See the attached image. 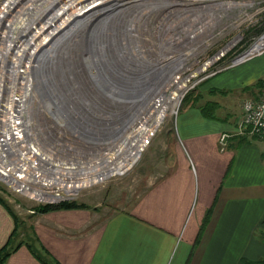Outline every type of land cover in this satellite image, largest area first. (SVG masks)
<instances>
[{"label": "crops", "instance_id": "0c3cea01", "mask_svg": "<svg viewBox=\"0 0 264 264\" xmlns=\"http://www.w3.org/2000/svg\"><path fill=\"white\" fill-rule=\"evenodd\" d=\"M263 87L264 52L203 81L186 104L196 112L192 123L176 126L174 134L164 129L158 180L113 197L112 204L121 208L86 203L32 212L26 222H17L0 203V249L18 233V246L0 264H248L263 259L264 137L235 135L225 150L218 145L221 132L236 128L242 101L257 99ZM206 107L211 113H204ZM192 202L197 213L185 224Z\"/></svg>", "mask_w": 264, "mask_h": 264}, {"label": "built area", "instance_id": "2783aa9c", "mask_svg": "<svg viewBox=\"0 0 264 264\" xmlns=\"http://www.w3.org/2000/svg\"><path fill=\"white\" fill-rule=\"evenodd\" d=\"M62 1L64 0L53 5L51 3V7L56 8ZM70 1H75L71 12L79 11L81 14L76 17L74 22L85 17L90 18L92 15L88 14L92 12H98V14L91 19V22L96 21L97 18L101 21L108 15L116 13L129 15L131 4L134 2V0ZM110 4L114 6H110ZM162 7L167 8L166 12L172 16L168 27L165 30L161 29L157 26L159 22L151 19L152 27L150 31H147L144 39L140 37L143 34L138 35L139 40L135 44V49L138 50L132 49L133 52L128 55L131 56L130 60L140 61L137 66H134L135 69L141 71V66H144L143 76L154 79L152 82L154 88L156 85L157 88L136 113L133 123L125 130L121 138L122 145L119 147L120 157L118 154L110 155V160L116 161L117 171L106 177L99 176L97 181L88 186L77 188L74 193L72 190L65 191L64 186L69 189L76 182L64 180L57 187L48 186L46 188L45 184L48 180L40 181L39 173L33 171H29V174L35 179L33 181L26 180L23 172L26 168H37L41 163L46 169L47 165L57 163V155L72 157L60 160L62 162H88L90 166H96L97 160L92 162L90 160L99 153L97 152L99 143L82 142L78 137L77 126L76 133L71 132L76 136L77 146L68 144L69 141H75V138L67 131L68 128L61 127V129L48 124L39 130V133H43V135L35 136L37 131L34 133L33 127H37L36 121L32 120L31 116L32 102H28L27 111L24 98L19 104L14 102L11 104L9 93L4 92L0 94V128H3L7 135L11 133L12 139L7 140L6 147L0 136V179L2 181L16 192L51 204L58 203L62 195L70 198L81 189L103 183L119 172L128 170L150 144L164 119L172 115L177 116L185 96L198 84L224 69L250 60L264 52V43L257 42L264 34L262 32L264 28V0H164ZM161 18L162 16L160 22ZM144 19H147V16L142 12L135 17V20L127 17L125 22L130 20L133 30L135 27L137 28L136 24ZM256 19L260 20L258 23L260 27L255 30L258 34L262 33L259 37L252 39L249 37V32L253 30L250 28L257 22ZM94 22L90 24L95 25ZM224 29L228 32L232 31V37L226 42ZM66 30L64 29L61 33ZM126 30L128 29L126 28ZM125 35L130 37L127 33ZM131 36L133 37V34ZM125 42L127 41L125 40ZM138 42L142 44L139 45ZM123 46L125 47V44ZM129 57H125V60H128ZM225 57H231L230 63L219 68V63L223 62ZM121 60L124 59L121 58ZM151 61H153L151 65L153 68L148 71L147 66L151 64ZM211 67L214 69L211 70ZM123 93L136 96L137 100L142 95L139 91L125 89V86ZM13 98L16 99L15 96ZM240 108L241 114L236 128L218 135V145L221 151L225 150L229 140L235 135L249 139L264 137V87L257 99L243 100ZM47 121L50 122L49 119ZM96 123L98 124V122ZM48 127L50 132L47 134ZM106 127L108 128V125ZM81 130L83 131L80 134L81 139L88 140L96 136L87 129ZM103 149H105L104 146ZM123 149H125V156L122 153ZM136 150L139 153L135 159ZM132 158L134 160H131ZM95 162L97 164H93ZM49 197H54V199H49Z\"/></svg>", "mask_w": 264, "mask_h": 264}, {"label": "bare ground", "instance_id": "6f19581e", "mask_svg": "<svg viewBox=\"0 0 264 264\" xmlns=\"http://www.w3.org/2000/svg\"><path fill=\"white\" fill-rule=\"evenodd\" d=\"M19 1L23 0H6L5 3L0 7V94L8 92L11 97V104L13 102L19 104L24 98L27 111L29 101H31L36 108L39 107L40 110H37L36 108L34 110L31 109L32 120L36 121L37 127H33L34 133L37 131V133H35V136L43 135V133H39V130L44 128L45 125L48 126V124L44 122L42 123V121L40 120L41 117H44L45 119H49L51 124L55 125L58 128H61V126H63L64 128H68L67 131L71 136L75 138V141L68 142L69 145H78L76 143V136L71 133H76L77 126L78 128H80H77V131L79 132L78 137L82 142H96L99 143V147L100 145L104 146L105 149H103L102 152L98 153L93 159L90 160L91 162L97 160L98 164L96 162L93 164H97L98 166H90L88 162H62L60 161L62 159L58 158L56 164L47 165L46 169L44 168L45 166L43 164L39 163V166H37V168H26L23 171L25 179H31V181H33L35 178L29 174V171L39 173L40 181L45 179L48 180L47 183L45 182L46 188L48 186L57 187L64 180L76 182V184L74 186L72 185L69 189H66V187L64 186L65 191L72 190L74 193L76 192L77 188L79 189L87 184H92L97 181L99 176L106 177L110 174H114L117 171L116 161L110 160V155L118 154L121 152H119V147L122 145V137H120V139L118 140L111 138V136L107 137L108 134L112 135L113 130H111L112 128H109V133H106L105 130H107V128H105V126L107 125V123L104 122V120L108 121L107 118L112 120L113 113H106L104 119H102L99 115L97 116L94 112L91 111V109L89 108L90 102L88 99V101L81 102V100L77 98L75 99V96H73V91L67 90V81H70L72 77L68 76L69 80H67L65 83H63V79L61 78L62 85L66 88L65 93L62 94V92L64 91H62L60 87H57V84L54 83V80L52 79V72H55V69L58 68V66L54 64L55 61L53 62L56 56L53 52H55L56 49L58 50L63 42H65L63 45L64 49L67 48L66 50L68 52V55H71L70 50L71 52H75L76 49H79V51H81L83 45L80 46V42H82L83 40H99V38L103 37V34L106 35V33L103 32L104 30H101V28L110 23H113L115 20H117V18L114 19L113 17V15L115 14H111V16L108 15L106 19H102L101 21L98 20L99 18H95L96 21L93 20L92 22L95 21L94 23H100L102 26L100 27L99 31H97V33H94V25L90 26L89 24L92 23L91 19L94 18L95 15L98 14V12H92L88 14L92 15L90 18L85 17L78 22H74L76 17L80 14L79 11H77L76 13L71 12L72 8L74 7L75 1L64 0L59 6L54 8L51 7V3L53 5L58 1L60 2L61 0H24L21 7H18L15 10L14 6ZM110 6L114 5L110 4ZM8 9H10L9 14L5 18H3ZM13 11L14 13H12ZM102 13L104 14V12ZM12 17L13 20L6 27L8 21L11 20ZM5 22L6 25L3 28ZM125 26L128 29L129 34V31L132 29L130 20L126 21ZM64 29H67L66 32L61 33ZM71 35L76 36L69 37ZM108 36H110V34H108ZM36 40H40V45L36 43ZM61 40L63 42H60ZM257 42L260 44L264 43V34L258 39ZM34 44L36 46L33 48ZM47 44H49V46H45ZM133 48L135 49V47ZM135 50H137V48ZM94 53L95 52L93 50L91 55H93ZM110 60H112V58H110ZM94 61L95 60H91L90 62L93 64V68H95L93 63ZM132 62L134 61L132 60ZM135 62L139 61L137 60ZM81 63L82 62L79 59V64ZM54 65L56 66L55 68L53 67ZM77 71H80V69H78ZM111 72L112 69L110 73ZM93 73L94 72H92V74ZM94 75H96V73ZM128 76L129 75L123 74V78L129 80ZM152 81H154V79H150L148 77L147 80L137 79L135 85L137 89H142L144 87H139V85L145 82L147 83V88H149L151 85H153ZM86 83L87 81H85L84 83V80L80 78V80L76 82V86H73L71 88L78 89V91L76 90L78 94L79 90H81L82 87L85 88L84 85ZM128 83L130 82L128 81ZM95 84V88H97L99 84H97V82ZM106 84L107 87L110 86V88H112L111 82L109 85V82L107 83L106 81ZM128 86H130V84H128ZM88 88L92 90V86H89ZM33 90L35 91V93ZM103 90L105 89L103 88ZM13 96H15L16 99H14ZM44 97L47 99V103L43 101ZM130 97L131 101H128V103H130L128 104L130 105L129 109L128 107H126L124 112L125 114H127L126 116H128V120L126 119L127 121L120 126L121 129H119V132L115 134V136L117 137H119L121 132L127 130L130 124L133 123L136 113L143 107V104L149 98L148 97L147 99H144L140 104H138L139 102L133 103L136 96L130 95ZM111 98L112 96L109 97V100H111ZM33 100H35V102ZM116 102L118 103L119 101ZM116 102L110 101L109 103L110 105H113ZM121 104L124 103L121 102ZM9 110L11 112V108ZM115 115L116 114H114V116ZM96 122H98V124ZM99 122H101V124H99ZM81 129H87L91 131L94 136L96 135L95 138L93 137L88 140L81 139L80 134L83 133ZM113 129H115V131L118 130V128ZM99 131L100 133H98ZM49 132L50 129L48 130L47 134ZM0 133V136L3 138L2 141L4 143V146L7 147V140L12 139L11 133L7 135V133L3 131V128H0ZM62 134H64L63 131ZM101 136L102 138H100ZM122 153L125 156V149L122 150ZM138 153L139 151L136 150L135 155H137ZM118 157H120V154H118ZM134 158L136 157L134 156ZM134 158H132L131 160H134ZM49 199H54V197H49Z\"/></svg>", "mask_w": 264, "mask_h": 264}, {"label": "rangeland", "instance_id": "374dc122", "mask_svg": "<svg viewBox=\"0 0 264 264\" xmlns=\"http://www.w3.org/2000/svg\"><path fill=\"white\" fill-rule=\"evenodd\" d=\"M1 1H2V3L0 4V7L5 3L6 0H0V2ZM23 2H24V0L16 3V5L14 6V9L16 10L18 7H21ZM10 9H11V7H10ZM10 9H8V11L6 12V14L4 15L3 18H5L9 14ZM14 11L12 13H14ZM142 12L145 13L146 10L145 9L139 10L137 12L136 8L135 9L131 8L129 15H125V14L123 15V14H117L116 13L115 15H113V17H114V19L117 18V20H115L113 23H110V24L106 25L105 27L101 28V30H104L103 32H105L106 35L103 34V37L99 38V40H97V41L83 40L84 42L83 41L80 42L81 43L80 46L83 45V48L81 49V51H79V49H76L75 52H71V50H70L71 55H68V52L66 50L67 48L64 49V45H63L65 42H63L61 40L60 42H63V44L60 43L61 46L59 47V49L58 50L56 49L55 52H53V53H55L54 55H56L53 62L55 61L54 64L56 66H58V68L55 69L56 70L55 72H52V75H53L52 79L54 80V83L57 84V87H60L62 89V91H64V92H62V94L65 93L66 88L62 85L61 78L63 79V83H65L67 80H69L68 76L72 77L70 81H67V90L73 91V93H74L73 96H75V99L77 98V99L81 100V102H85V101L89 100V102H90L89 108L91 109V111L94 112L95 115H97V116L99 115L100 118H102V119H104V116L106 115V113H113L112 120L107 118L108 121L104 120V122H106L108 125V128L105 126V128H107L106 133H109V131H110L109 128H112L111 130H113L112 135L108 134L107 137L111 136V138L117 139V140L120 139V137H122L125 133V130H124L123 132H121L119 137L115 136V134H117L119 132V129H121L120 126L123 125L128 120V116H126L127 114H125L124 112H125L126 107H128V109H129L130 105H128V104H130V103H128V101H131V97L129 94L128 95H125V94L122 95L120 92L121 90H120V87L118 86V84L111 81L110 79H113V78H116L119 76L121 78H123V74L129 75L128 81L130 82L129 87H131V88L136 87L135 84H136L137 79L147 80V77L137 78L138 76L135 75L136 73L134 71L132 72V69L130 67L132 60H129V59L125 60V57H129L128 55H130V52H133L132 49H134L133 47H135L137 40H139L138 35L140 33L143 34V36L140 35V37L142 39H144V37L146 36L145 34L147 33V31H150V28L152 27L151 24L153 22L150 20L153 17L150 16L147 19H144L143 21H139L138 24H136L137 28L135 27L133 29L134 31L131 29L129 31V35H128V30H126V28H125L126 18L127 17L129 19L133 18L135 20V17H137ZM98 17H100V16H98ZM12 20H13V17L11 20L8 21L7 25L5 22V24L3 25V28L5 25L7 27L11 23ZM140 20H142V19H140ZM256 20H257V22H255L252 25V27L250 28V30L251 29H253V30L249 32V37H251L252 39L254 37H259L260 34L262 32H264V28H263L261 33L258 34L256 32L255 29L260 27V26H258V23L260 20L259 19H256ZM94 26H93V29H94L93 31H94V33H97V31H99V29L102 25L100 23H98V24H95ZM125 33H127V35L130 37L129 38L126 37ZM108 34H110V36H108ZM132 34H133V37L131 36ZM225 35H226V37H225V42H226L230 37H232V31L228 32L227 30H225ZM75 36L76 35H71L69 37H75ZM101 36H102V34H101ZM68 38H67V40H68ZM125 40L127 42H125ZM36 43H38L40 45V40L39 41L36 40ZM138 43H139V45L142 44L141 42H138ZM124 44H125V47L123 46ZM35 46L36 45L34 44L33 48ZM45 46H49V44H47ZM116 46H119V48H117ZM121 48L123 49L125 54L123 52L119 53V51L121 52ZM92 49L95 52L93 54L94 56L91 55V53L93 51ZM53 50H50V51H53ZM87 55H88V57H91L90 60H95L93 62L95 68H93V64L90 63L91 61L90 62L88 61L87 63L84 61L85 56H87ZM110 58H112V60H110ZM121 58H123L124 60H121ZM130 58H131V56H130ZM230 58L231 57H225L223 59V62L219 63V65H218L219 68L224 67L225 65L230 63L229 62ZM79 59L82 62L81 64H79ZM122 61H124V63ZM139 62L134 61L133 64L135 63V66H137V64ZM123 64L125 66L124 69H123ZM55 65L53 66L54 68L56 67ZM96 66H97V68H96ZM215 68H217V65H215ZM78 69H80V71H77ZM111 69H112V72H111L112 74L110 73ZM213 69H214V67H213ZM213 69L211 67V70H213ZM91 71L94 73L92 74ZM95 73H96V75H94ZM100 76L105 78L104 79L105 82L102 80L103 82L100 83L101 85H99V86H97V88H95V85H96L95 83L97 82V84H98V77H100ZM80 78H82L84 80V83H85V81H87V83L84 85L85 88L82 87V89L79 90V92L77 94L76 90L78 91V89H76V88L72 89L71 87L76 86V82H78V80H80ZM106 78H109V80ZM106 81H107V83L109 82V85L111 82L112 88H110V86H109V87H107V89H108L107 90L104 87H102V85H104V83H106ZM88 82H89V84H88ZM200 84H198L197 87ZM89 86H92V90L90 88H88ZM139 87H144V88H142V89L141 88H139V89L135 88L136 90H134V91H139V92H141L142 95L139 97L140 98L139 100H137L135 98L136 100L134 99L133 103L139 102L138 104H140L144 99H147L155 91V89L157 88V85L155 86V88H154V84L151 85L149 88H147V83L143 82L141 85H139ZM197 87H195V89ZM103 88L107 91L103 90ZM115 89H118V90H115ZM98 90L102 93H106V95L100 96V92ZM34 93H35V91H34ZM97 94H99V96ZM111 96H112V98H111V100H109V97H111ZM192 96H195V91H190L188 93L185 101L182 102V105L179 109L177 116L172 115V116L164 119V121H163L161 127L159 128V130L157 131L156 135L153 136L150 144L145 148V150L141 153V155L138 157V159H136L138 154L136 155L135 162L130 165L128 170L121 172V173H119L113 177H110L109 179L105 180L103 183H98V184L92 185L90 187H87L85 189H81L80 191H78L76 193V195H73L70 198H67L69 196L62 195L61 200L58 202L75 201V202H79L82 204L83 203L84 204L89 203V204H98V205L101 203L102 204L107 203V206L110 205V207H112V205H117L116 207L121 208V206L119 205L120 204L119 202L112 204L111 199L113 197L120 198L121 194L124 195L126 193V191L129 194L132 192V190L136 191V188L138 186H140V188H142V187L146 188L148 186V184L150 185L149 182L153 183L154 181L158 180L159 174H157V169L159 167L160 168L163 167L162 166L163 164H161L160 156H158V154L160 153L161 148L163 146L161 136L164 135V133H165L164 129L165 128L167 129V131L169 129L171 131V133L174 134V132L177 129L176 126L177 127H178V125L184 126L187 122L192 123L193 119L196 116V112H195V110H191L190 108H187L188 105L186 106L187 103H190L192 101V98H191ZM33 101L35 102V100H33ZM43 101L45 103H47V99L45 97L43 98ZM110 101H114V102L119 101V102L118 103L116 102L113 105H110V103H109ZM121 102H123L124 104H121ZM125 103H127V104H125ZM30 107H33L32 110H34L36 108L33 105V103L31 104ZM36 109L40 110L39 107H37ZM210 109L211 108H209V107L204 108V113H206V114L211 113ZM216 113L217 112H215L214 114H216ZM114 114H116V115L114 116ZM40 120L42 121V123L44 122L46 124L51 125L52 127L55 126V125H52L50 122H48L47 119H45L44 117H41ZM61 127L64 129L63 126H61ZM113 128H118V130L115 131V129H113ZM100 138H102V136ZM102 151H103V146L100 145V147H98V149H97V152L100 153ZM84 155H85V153H84ZM56 157L61 158L62 160L72 158V157H70V155L65 156V157L63 155H57ZM147 179H148V181H147ZM88 185H90V184H87L85 186H88ZM0 198H2L5 201L6 205L9 208H11V210L16 214V216L19 218V220L24 221V222H26L28 216L32 212H35V210L33 209L34 207L42 206L45 204H51V203H45L44 201L36 200L35 198H31V197H29L23 193H19V192L14 191L12 188H10L1 179H0ZM64 198H66V199H64ZM102 200H104V201L108 200L110 202H102ZM197 209H198V207L196 206V202H192L185 224L188 223L189 218H194L196 216ZM204 221H205V216L202 219V224L199 226L198 231H201ZM259 235H262V233L258 234V236Z\"/></svg>", "mask_w": 264, "mask_h": 264}, {"label": "water", "instance_id": "95a60500", "mask_svg": "<svg viewBox=\"0 0 264 264\" xmlns=\"http://www.w3.org/2000/svg\"><path fill=\"white\" fill-rule=\"evenodd\" d=\"M163 2H164V0H134V2L131 4V8L132 9L136 8L137 12L139 10H144L145 9L146 10L145 13H146L147 18L152 16L153 17L152 20H155V21L159 22L157 24V26L160 27L161 29L165 30L168 27V24L172 21V16H171V14L169 12H166L167 8L162 7ZM161 16H162V18H161V22H160V17ZM116 47L119 48V46H116ZM122 52H124V51L121 48V52L119 51V53H122ZM90 58L91 57H88V55H87V56H85V60L84 61L86 63L88 61L90 62L91 61ZM128 59H130V57ZM152 63H153V61H151V64L149 66H147L148 71H151V69L153 68V66H151ZM134 66H135V63L133 64V62H131V67H133V68H131L132 72L134 71L136 73L135 75L138 76L137 78L144 77L143 76L144 72H142V71H145L144 66H141V68H140L141 71L136 70ZM123 68H125L124 64H123ZM104 79L105 78H103L102 76L98 77V84L101 85L100 83H102L104 81ZM106 79L109 80V78H106ZM110 80L118 84V86L120 87V90H121L120 91L121 94H124L123 93L124 92V86H125V89H128L130 91L136 90L135 89L136 87L131 88V87L128 86V84H130V83H128V79H126V78H121L119 76V77H116V78H113V79H110ZM102 87L107 89L106 83L104 85H102ZM127 92H129V91H127ZM97 95L99 96V94H97ZM103 95H106V93L100 92V96H103Z\"/></svg>", "mask_w": 264, "mask_h": 264}, {"label": "trees", "instance_id": "16d2710c", "mask_svg": "<svg viewBox=\"0 0 264 264\" xmlns=\"http://www.w3.org/2000/svg\"><path fill=\"white\" fill-rule=\"evenodd\" d=\"M185 99H186V96L183 101H185ZM0 203L5 205L8 208V210H10V212L15 216L16 221L18 222L19 218L16 216L15 213H13L11 208H9L6 205L5 201L2 198H0ZM81 207H86V205L84 203L82 204V203L75 202V201H65V202H58V203H53V204H45L42 206H36L33 209L35 210V212L44 213V212H48V211L56 210V209H73V208H81ZM206 218L207 217H205V219ZM14 234L15 233L11 234L8 243L3 248L0 249V263L18 246V244L14 243L18 233L16 234V237ZM247 263L248 264H264V258L258 259L253 262H247Z\"/></svg>", "mask_w": 264, "mask_h": 264}, {"label": "clouds", "instance_id": "9594fccd", "mask_svg": "<svg viewBox=\"0 0 264 264\" xmlns=\"http://www.w3.org/2000/svg\"><path fill=\"white\" fill-rule=\"evenodd\" d=\"M193 91V90H192Z\"/></svg>", "mask_w": 264, "mask_h": 264}]
</instances>
